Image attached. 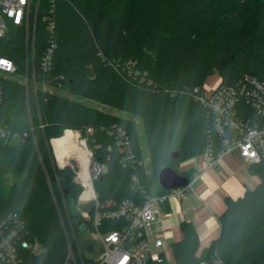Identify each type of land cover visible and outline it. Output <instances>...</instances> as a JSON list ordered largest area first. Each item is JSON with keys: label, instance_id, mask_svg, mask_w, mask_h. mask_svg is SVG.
Returning <instances> with one entry per match:
<instances>
[{"label": "trees", "instance_id": "16d2710c", "mask_svg": "<svg viewBox=\"0 0 264 264\" xmlns=\"http://www.w3.org/2000/svg\"><path fill=\"white\" fill-rule=\"evenodd\" d=\"M50 42L51 65L43 70L40 62ZM0 56L25 72L27 57L33 56L31 46L27 54L23 29L9 30ZM34 70L40 86L53 91L39 87L35 93L20 81L1 80L0 128L20 138L0 139V162L9 159L17 176L4 186L0 167V219L16 214L24 221L29 238L42 245L37 264H62L66 239L61 218L79 222L80 215L74 218L71 210L78 208L83 188L76 182L74 160L57 167L51 142L63 166L78 160L59 158L55 142L69 133L85 138L93 159L105 167L94 182L101 211L124 200L142 204L147 195L169 194L157 182L163 166L192 179L195 172L180 171L181 163L208 146L222 148L215 117L195 98L194 89L202 91L214 72L220 87H236L246 76L264 80V0H41ZM233 110L237 120H259L243 100ZM137 121L153 168L154 191L146 182ZM250 169L259 185L228 200L218 218L220 235L208 248L199 253L195 227L181 222L182 238L171 246L174 264H208L214 257L224 264H264V166ZM135 175L138 185L132 181ZM148 264L169 262L162 255Z\"/></svg>", "mask_w": 264, "mask_h": 264}, {"label": "built area", "instance_id": "2783aa9c", "mask_svg": "<svg viewBox=\"0 0 264 264\" xmlns=\"http://www.w3.org/2000/svg\"><path fill=\"white\" fill-rule=\"evenodd\" d=\"M41 0H0V43L8 35L12 27L23 29L26 39V51L32 47V56L27 57L25 64L24 84L27 91L30 87L36 93L41 87L44 91L53 89L36 80L34 70V43L37 13ZM48 29H54L51 22ZM54 44L50 42L41 58L43 70L50 68V61ZM31 60V61H30ZM31 66V68H30ZM19 72L15 62L0 56V109L3 102L1 80H16L13 75ZM8 75L9 77H7ZM17 81V80H16ZM195 98L206 105L215 117V129L221 138L222 148L208 146L198 158L208 167L215 166L225 155H236L251 167L264 166V80L246 76L241 83L234 87H215L209 95L194 89ZM243 100L259 116L258 121H242L234 118L236 103ZM41 127H43L41 125ZM33 130V127H30ZM20 134L0 128V139L15 142ZM80 172V171H79ZM76 182L83 188L79 196L80 202L88 205L87 211H80L79 222L89 224L84 231L76 228L79 222L73 223L68 216L61 218L62 228L66 237V253L62 264H148L159 261L167 253L162 249L165 245V217L164 206L171 197L184 199L192 190V181L166 195H147L142 204L131 200H124L112 210L101 211L94 190V182L105 172V167L93 158L89 167V180L93 187V194L82 198L86 191L84 184ZM132 181L138 185L135 175ZM79 234L87 236H79ZM167 245V244H166ZM168 251L171 246L167 245ZM42 252V245L37 240H31L24 221L16 214L0 219V264H37L36 258ZM208 264H224L214 257Z\"/></svg>", "mask_w": 264, "mask_h": 264}, {"label": "crops", "instance_id": "0c3cea01", "mask_svg": "<svg viewBox=\"0 0 264 264\" xmlns=\"http://www.w3.org/2000/svg\"><path fill=\"white\" fill-rule=\"evenodd\" d=\"M217 77L209 91H213L219 85L220 77L218 75ZM70 147L72 153L64 154L60 151L57 152V156L59 158L75 156L71 143ZM52 150L54 152L53 145ZM54 155L58 167L67 166L73 160L69 159L61 166L55 152ZM179 170L194 171L195 179L192 181V190L184 199L171 197L164 206L166 215L162 224L165 229V245L172 246L182 238L180 224L184 220L195 227L200 251H203L220 235L218 218L226 210L228 200L243 197L248 190H253L259 185L260 178L251 172L248 163L236 155L223 156L213 167H208L198 158H192L181 163Z\"/></svg>", "mask_w": 264, "mask_h": 264}, {"label": "rangeland", "instance_id": "374dc122", "mask_svg": "<svg viewBox=\"0 0 264 264\" xmlns=\"http://www.w3.org/2000/svg\"><path fill=\"white\" fill-rule=\"evenodd\" d=\"M260 1L261 0H246V2L251 3V4L258 3ZM6 76L9 77L8 75H6ZM13 76H14V78L17 81H24L25 80L24 73L23 74L13 75ZM217 79H218V77H217V73L216 72H214L207 79V81L205 83V88H204V94L205 95H209L211 93V91H209V87L211 85L213 86V84L217 81ZM73 99H77V98L73 97ZM78 100L80 102L86 104V105L96 107L99 110H101V111H103L105 113H108V114H113V115H116V116H123V117L127 116L122 111L110 108L108 106H104V105L98 104V103L90 101V100H86V99H78ZM137 124H138V128H139V133H140V137H141V144H142V149H143V155H144V164H145V169H146V182L151 187V190L154 191L155 179L153 177L152 164H151L150 158H149L148 153H147V149H146L145 140H144L143 131H142V127H141L140 121H137ZM75 133H81V132H75ZM82 136L84 138L83 134H82ZM69 142L72 144V147H73L74 152H75V156L72 155V156H68V157H66V156L62 157L64 159L63 161L66 162L70 157L76 158L78 160L79 164H80V167H79L78 162L75 159H73L76 162V167H78V171H80L83 174L86 171L88 158H91V160H92L93 153L87 147L85 138L82 139V137L79 134L77 135V134H70V133L67 134V136L64 137L63 139L55 142L54 146H55V149H56L55 150L56 153L57 152L60 153V151L62 153H66V154L72 153ZM89 153H90V157H89ZM53 154H54V152H53ZM54 157H55V155H54ZM69 163H71V162H69ZM81 164H82V170H81ZM0 167L2 169V182H3L4 186L8 187L9 185H11L17 179V176L14 174V172L12 170V164H11L9 159H2L1 162H0ZM181 168H182V166H181ZM88 207H89L88 205L86 206L82 202L78 201V209L80 211H87ZM81 235H83V234H79V236H81ZM83 236H87V235L85 234ZM65 239H66V237H65ZM162 249L167 253V256H168L167 258H168L169 264H174L173 263V259H172V252L168 251L167 245H163ZM201 252L202 251H200V246H199V253H201Z\"/></svg>", "mask_w": 264, "mask_h": 264}, {"label": "water", "instance_id": "95a60500", "mask_svg": "<svg viewBox=\"0 0 264 264\" xmlns=\"http://www.w3.org/2000/svg\"><path fill=\"white\" fill-rule=\"evenodd\" d=\"M51 147H52V142H51ZM173 158L178 157V153H175L172 155ZM63 167H58L59 169H63ZM157 182L160 186L161 189L164 191L170 192L173 190H177L179 188L185 187L189 184V178L183 176L182 174L174 171L171 167L169 166H163L157 176ZM72 216L74 218L79 216V210L77 207H74L72 210ZM87 221L80 222L78 227L80 231L86 230L88 226Z\"/></svg>", "mask_w": 264, "mask_h": 264}, {"label": "bare ground", "instance_id": "6f19581e", "mask_svg": "<svg viewBox=\"0 0 264 264\" xmlns=\"http://www.w3.org/2000/svg\"><path fill=\"white\" fill-rule=\"evenodd\" d=\"M85 142V141H84ZM66 154V153H64ZM89 157H90V153H89ZM90 163H91V158H88V162H87V167H86V171L85 173H79L78 175V180L81 181L84 186L86 187V191L83 193L82 198H86L90 195L93 194V187L92 184L89 180V167H90Z\"/></svg>", "mask_w": 264, "mask_h": 264}]
</instances>
